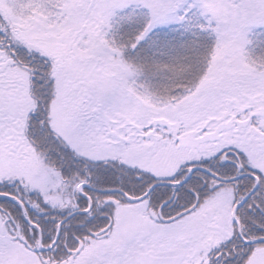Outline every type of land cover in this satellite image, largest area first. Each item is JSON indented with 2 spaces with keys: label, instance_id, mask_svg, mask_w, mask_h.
<instances>
[{
  "label": "snow or ice",
  "instance_id": "snow-or-ice-1",
  "mask_svg": "<svg viewBox=\"0 0 264 264\" xmlns=\"http://www.w3.org/2000/svg\"><path fill=\"white\" fill-rule=\"evenodd\" d=\"M0 264H264V0H0Z\"/></svg>",
  "mask_w": 264,
  "mask_h": 264
}]
</instances>
